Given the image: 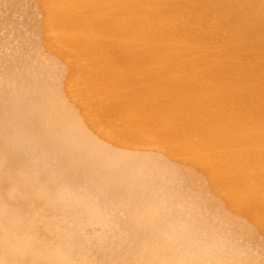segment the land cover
<instances>
[{"label":"bare ground","instance_id":"bare-ground-1","mask_svg":"<svg viewBox=\"0 0 264 264\" xmlns=\"http://www.w3.org/2000/svg\"><path fill=\"white\" fill-rule=\"evenodd\" d=\"M16 1H18V0H16ZM50 1L47 0V2L51 3L52 7H53V8L51 7V9H53V10H52V14H50L51 15V20H50L51 23H53L54 25H58L59 31L61 29V31L59 32L61 34L58 33L60 36L62 35L61 37L59 36L60 38L64 37L65 39L64 38L63 39L65 41L68 40L69 42H71V43L67 42V44L69 45V46H67L68 48H65L67 44H64L65 47L61 46V45H63L62 44L63 42L60 43L61 45L59 43H57V45L60 49H62V51H64L67 58L70 57L73 59V60H71V63H72V61H74L73 65L76 63L75 65H77V69H79V67H80V71L78 70L79 73H77L76 75L74 74V76L76 77V78H74V81L71 79L72 75H71V77L69 75V78L73 82H75V84H76L75 87H77V90H78L76 92H80L82 97L84 99L86 98V100L91 105V106H89V104L86 103L88 106V110L90 109V107H92L94 109V112H96L99 117L103 118L104 120L111 121V123L114 122L115 123L114 125H115L116 130H117V131L115 130L117 136L122 135V137H120V138L124 137V139L127 140L128 142H131V144H133V143L136 144L137 149H138V147H141L140 145H145V146H148L149 148L157 149L156 152H158V150H159V152H160V150L165 152L166 156L169 154V156L172 157L171 159H173L175 161L174 162L175 165L179 168L176 170L177 171L180 170L185 176H187L188 178L189 177L192 178L194 180V182H198L201 189H206V188H209V186L210 187L213 186L211 188H214L219 193V199L224 201V202L222 201V203L220 201L221 204H219V205H225V208H224V206H222L221 208L227 214L226 216H228L230 214V216L233 218L234 217L233 214H236V215L242 214L243 216L241 215V217H243L245 220L250 222V223H247L245 221L239 220L238 224L235 223L237 225V229H239V231H241L244 235L249 236V238H250V236L251 237L254 236V237L259 238L257 236V232L258 233H259V231H261L260 233L264 232V0H196V1L193 0L196 3H193L192 1L190 2L188 0L187 2L190 3L189 6H191L192 9L189 6L183 7L182 5H184L186 3V1H183V0H181L182 2H184V4L181 3L182 4L181 6L183 7L182 9H179L181 7V6H179L180 5L179 2H181V1L176 3V5L179 8H177L174 4L178 0H175V1L173 0V2H171L172 4H170L171 0L170 1L168 0L170 5L167 4L168 2L164 3V1H166V0H163V3L167 4V5H162L161 4L162 0H50ZM20 2L22 3V1H20ZM26 2L28 3L29 1H26ZM188 3H186V5ZM173 4L176 8V12H174L175 9L173 10V8H174ZM23 6H25V5H23ZM17 8H19V7H17ZM177 9H178V11L179 10L180 11L177 12ZM34 11H36V10L34 9ZM13 14L10 13V16L11 15L13 16ZM21 14H22V12H21ZM24 14H26V13H24ZM27 15L28 14H26V16ZM26 16H25V18H27V20H28L29 17H26ZM22 17H24V16H22ZM15 19H14V21H15ZM49 19H50V17H49ZM30 20H28V21H30ZM32 20H33V18H32ZM16 21H17V19H16ZM50 21H49V23H50ZM32 22H34V20ZM35 22L32 24H35ZM12 24H14V23H12ZM26 25H27V23H26ZM50 27L52 29L53 26L51 25ZM55 27H57V26H54V29H52L51 31L57 30L58 27L57 28H55ZM18 28H20V27H18ZM16 30H18V29H16ZM57 31H55V32H57ZM7 32H9V31H7ZM55 34H57V33H55ZM57 35H56V38H53L54 40L56 39V41H57V37H58ZM52 36H54V34ZM26 41H28V40H26ZM60 41H63V40L60 39L59 42ZM43 44H45V43H43ZM47 45H48V43H47ZM49 46H50V43H49ZM54 46H56V45H54ZM54 46H53V49L55 48ZM46 48H48V47H46ZM0 49H2V48H0ZM39 49H37V50H39ZM55 49H57V48H55ZM47 51H46V53L49 54L50 52L49 51L47 52ZM51 52H52V50H51ZM54 52H55V50H54ZM8 54H11V53H8ZM32 56H30V57H32ZM0 57H1V55H0ZM8 57H6V58H8ZM57 57H58V54H57ZM3 58H4V55H3ZM23 58H24V55H23ZM35 58H36V56H35ZM60 58H62V57H59V59ZM17 59H19V57H17ZM25 59H26V57H25ZM5 60L3 59L2 61H5ZM11 60L13 62V59H11ZM40 60L41 59H39V61ZM62 63H63V61H62ZM7 64H8V62H7ZM10 64H11V62H10ZM14 64H15V62H14ZM64 64L69 65L70 63L68 64V62H66V63L64 62ZM35 65H36V63H35ZM73 65H72V67H73ZM10 67H11V65L9 66V68ZM69 67H71V66H69ZM4 69H6V68H4ZM68 70H69V68H68ZM73 70H75V69L73 68ZM18 72L19 71H17V74H18ZM22 72H24V71H22ZM63 73H65V72H63ZM68 73H69V71H68ZM20 75L21 74H19L18 76H20ZM65 75H67V74H65ZM56 77L57 76H55V78ZM65 77H68V76H65ZM15 78H17V77H15ZM44 79H45V77H44ZM60 79H62V77ZM64 79H63V82H64ZM39 80H41V79H39ZM4 82H6V81H4ZM12 83H13V81H12ZM6 84H8V83H6ZM14 86L15 85H13V87ZM64 86H66V85L64 84ZM29 87H30V85H29ZM73 87L72 88L70 87L71 91L73 90ZM36 89H37V87H36ZM0 90H1V88H0ZM11 90L13 93L14 90L13 89H11ZM68 90L70 91L69 88H68ZM4 91H6V89ZM26 91H28V90H26ZM28 92H30V91H28ZM4 93H6V92H4ZM8 93H10L9 90H8ZM21 93H22V91H21ZM3 95H0V96H3ZM11 95H10V98H11ZM29 95H30V93H29ZM70 95H71V93H70ZM45 96H47V95H44V97ZM5 97L8 98V96H5ZM39 97H41V96H39ZM68 97H69V95H68ZM68 97H67V99H68ZM15 98H16V96H15ZM23 98L25 99V97H23ZM74 98H75V96H74ZM2 100H3V98H2ZM80 100H81V97H80ZM10 101L8 103H10ZM69 101H70V98H69ZM12 102H13V100H12ZM19 102L20 101L18 100V103ZM25 102H26V99H25ZM28 102H29V99H28ZM75 102H76V98L74 101H72V103H75ZM3 104H4V102H3ZM11 104H15V101H14V103H11ZM68 104H70V103H68ZM16 105H14V106H16ZM24 105H25V103H24ZM85 105L82 104V106H84V107H85ZM19 106H17V107H19ZM77 106H78V104H77ZM32 107H31V109H33ZM3 109H4V107H3ZM35 109L37 110V108H35ZM11 110H12V108H11ZM17 110L15 109V111H17ZM54 110H55V108H54ZM6 111H8V110H6ZM24 111H26L25 108H24ZM17 112L19 113V111H17ZM32 112H36V111H32ZM46 112L48 113L49 111H46ZM54 112H56V111H54ZM54 112H53V114H54ZM63 112H65V110ZM90 112L91 111L89 110V113ZM94 112H93V114L90 113L89 116L90 115L94 116ZM12 113H15V112H12ZM28 113H31V112H28ZM5 114H6V112H5ZM24 114H26V113L24 112ZM44 114H46V113H44ZM67 114H68V112H67ZM73 115H74V113H73ZM16 116H18V115H16ZM34 116H35V114H34ZM51 116H52V114H51ZM85 116H86V114H85ZM7 118H10V117H7ZM15 118H18V117H15ZM22 119H23V117H22ZM36 119H37V116H36ZM103 119H102V121H103ZM100 122H101V120H100ZM11 123H13V120ZM41 123H44V122H41ZM88 123H86V124H88ZM24 124H25V122H24ZM102 125L100 124L99 126L102 127ZM108 125H110V124H108ZM108 125H105V127ZM89 126L90 125H88V127ZM93 126L94 125H92L91 127H93ZM95 126H98V125H95ZM13 127H11V128H13ZM98 127H96V128L98 129ZM101 127H99L100 131L102 129ZM113 127L114 126H112V129H111L112 133H113V129L115 128V127L114 128ZM24 128L25 127H23L22 130H24ZM28 128L29 127H27L26 129H28ZM36 128H37V125H36ZM105 129H107V128H105ZM109 129L110 128L107 129V132L110 131ZM1 130H2V127L0 126V134H1L0 135V171H2L0 173V210H1L0 212L2 215L6 216L12 222V224H10L11 227H9V228L6 227L7 228L6 234L3 233V231H0V264H18L20 262H18V260H17L18 256L16 257L15 252H13L11 250H7L5 247L7 246V248H8V246L11 245L10 243L13 241L32 242L35 238L37 239V237L40 236V233H37L36 228H34L33 222L35 220H38L37 217L40 214L39 209L41 208V206L43 207L45 204L50 203V201L53 199V194H52L53 192L51 190L52 187L48 186V184H50V183H45L46 181L43 183L41 181L42 179L40 180L31 172L32 168L27 166L24 163L25 161L24 162L22 161V157H19V156L16 157L15 156V154L13 153L14 148L12 150V148H10L11 146L4 141V137L2 139L1 136H3V134H2ZM7 130H8V128H7ZM8 131H10V130H8ZM91 131H94V130H91ZM111 131H110V133H111ZM95 132H93V133H95ZM107 132L105 130L104 134ZM97 133L99 134L98 131H97ZM48 134H49V132H48ZM113 134H115V133H113ZM13 135H12V137H13ZM40 135L41 134H39V136ZM26 136H27V134H26ZM117 136H116V138H117ZM18 137H19V135H18ZM67 137H69V136H67ZM16 139H18V138H16ZM82 139H83V136H82ZM102 139H105V138H102ZM107 139H109V138H107ZM30 140H32V139H30ZM38 141H41V139L37 140V142ZM23 142H24V140H23ZM32 142H34V141H32ZM111 142L112 141H110L109 143H111ZM119 142H118V144H119ZM116 143H114V145ZM24 144H25V142H24ZM118 144H116V145L120 147V145H118ZM137 144H139V146H137ZM49 145H50V143H49ZM55 145H57V144H55ZM84 145H86V144H84ZM122 145H123V143H122ZM127 145H130V144H127ZM17 146H16V149L18 148ZM145 146H142V147H145ZM55 147H57V146H55ZM132 148L133 147L131 146L130 149H132ZM28 149H30V147H28ZM128 149L129 148H127L126 150H128ZM139 149H142V148H139ZM37 150H38V148H37ZM145 150L147 151V149H145ZM24 151H26V150H24ZM32 151H34V149ZM44 151H46V150L44 149ZM148 151L150 152L151 149L150 150L148 149ZM57 152L58 151H56V153ZM110 152H111V150H110ZM15 153H16V151H15ZM40 153L43 154V152H40ZM151 154H152V152H151ZM67 155H68V153H67ZM103 155H104V153H103ZM163 155H164V153H163ZM25 156H27V154ZM50 156L53 158L52 155H50ZM61 156H59V157H61ZM59 157H58V159H59ZM165 158L168 159L169 157L168 158L165 157ZM27 160H29V159H27ZM72 161H71V163H73ZM37 162H38V160H37ZM51 162H53V161H51ZM109 162H110V160H109ZM19 163H21L23 165L21 171L17 170V169L21 168V166H20L21 164L18 165ZM37 165H38V163H37ZM60 165H62V164H60ZM63 166H61V167H63ZM169 166L170 165H168V167ZM43 167L45 168V165ZM64 168H66V166ZM73 168H75V167H73ZM160 168H162V167H160ZM68 169H70V168H68ZM62 170H63V168H62ZM79 170H80V168H79ZM172 171H173V168H172ZM19 172L21 174H18ZM60 174L61 173H59V175ZM159 174H160V172H159ZM46 175H44V176H46ZM56 175H57V172H56ZM69 175L71 176V174H69ZM176 175H178V174H176ZM139 177H141V176H139ZM167 177H169V176H167ZM74 178L76 179L75 176H74ZM61 179H62V177H61ZM66 179H68V178H66ZM84 180H85V178H84ZM119 180H120V178H119ZM72 181H74V180H72ZM172 181L173 180H171V183H172ZM71 182H70V184H71ZM153 182H155V181L153 180ZM58 183H61V182L59 181ZM162 183H164V182H162ZM51 184H52V182H51ZM64 184L65 183H63V185ZM97 186H98V184H97ZM179 187H181V186L179 185ZM54 189H55V187H54ZM88 190H85V191H88ZM209 190H210V188H209ZM156 191H157V189H156ZM205 191H207V190H205ZM205 191H204V193H205ZM216 191L214 192V190H213L212 193L213 192L216 193ZM65 193H66V195H69L71 192L68 194H67V192H65ZM56 195H57V193H56ZM204 196H205V194H204ZM216 196L217 195H215V198H216ZM60 198H62V197H60ZM194 200H195V198H194ZM73 201L75 202L74 199H73ZM115 201H117V200L115 199ZM105 203H106V201H105ZM223 203H225V204H223ZM226 203L229 206H227ZM50 204H52V203H50ZM197 204H198V202H197ZM211 204L212 203L210 202V205ZM96 206L98 207V205H96ZM94 209H96V208H94ZM114 209H115V207H114ZM54 211H55V209H54ZM81 211H83V210H81ZM27 213H29V214H27ZM90 213H92V212H90ZM98 213L99 212H97V214ZM123 213L124 212H122V214ZM211 213H213V212H211ZM52 214H54V213H52ZM60 214H62V213H60ZM63 214H64V212H63ZM94 214H95V212H94ZM46 215H47V213H46ZM87 215H89V214L87 213ZM96 217H98V216H96ZM211 217H212V214H211ZM55 218H56V216H55ZM85 218H86V216H85ZM147 218H149V217H147ZM216 218H217V216H216ZM62 220H64V219L62 218ZM89 220H90V218H89ZM237 220L238 219H236V222H237ZM6 221H8V220H6ZM51 221H54V220H51ZM84 221L86 224V220H84ZM80 222H82V221H80ZM87 222H89V221H87ZM75 223L77 224V221ZM222 223H223V221H222ZM231 223H232V221H231ZM45 224H44V226H45ZM69 224L71 225V223H69ZM128 224H130V223H128ZM70 225L66 226V227H70ZM105 225H107V224H105ZM194 225H196V224H194ZM60 226H58V227H60ZM87 226H88V223H87ZM74 227H76V226H74ZM228 227H229V225H228ZM48 231H50V230L48 229ZM70 231H71V229H70ZM100 231L102 232V230H100ZM200 231H202V230H200ZM40 232H42V231H40ZM230 232H231V230H230ZM21 233L22 234L27 233L28 235H21L20 236ZM52 233H53V231H52ZM108 233H110V232H108ZM260 233H259V235H260ZM48 234H50V233H48ZM78 234H79V232H78ZM214 234H216V233H214ZM232 234H233V232H232ZM239 234H241V233H239ZM43 236H45V235H43ZM57 236H58V234H57ZM83 236L84 235H82V237ZM261 236H262V234H261ZM128 237H129V235H128ZM141 237H142V235H141ZM260 239L262 240V238H260ZM29 240H31V241H29ZM93 242H94V240H93ZM252 243H253V241H252ZM83 244H84V242H83ZM95 247H96V245H95ZM118 247H120V246H118ZM247 247H248V245H247ZM260 247L261 246H259V248ZM254 248H253V250H254ZM79 249H81V248H79ZM87 250H88V248H87ZM184 251H186V250H184ZM82 252H83V250H82ZM215 252H214V254H215ZM94 257L96 258V256H94ZM185 258L187 259V257H185ZM21 261L23 262L22 264H25L24 258H21Z\"/></svg>","mask_w":264,"mask_h":264},{"label":"rangeland","instance_id":"rangeland-1","mask_svg":"<svg viewBox=\"0 0 264 264\" xmlns=\"http://www.w3.org/2000/svg\"><path fill=\"white\" fill-rule=\"evenodd\" d=\"M15 1L16 0H0V23H1L0 24V48H2V49H0V55H1L0 64L2 63L0 65V67H1L0 68V71H1L0 72V77H1L0 78V80H1L0 81V88H1L0 95L4 94L3 96H0V107H1L0 108L1 109L0 110V118H1L0 119V126L2 127L1 131L3 134V136H1V137H2V139L4 137V141L11 146L10 148H12V150L14 148L13 153L15 154V156L16 157H18V156L22 157V161L23 162L25 161L24 163L27 166L32 168L31 172L37 178H39L40 180L42 179L41 181L43 183L45 181H46L45 183H50V184H48V186L52 187L51 190L53 192L52 193L53 199L51 200L52 202L50 201V203H52V204L48 203L49 205L45 204L43 207L41 206V208L39 209L40 214L37 217L38 220H35L33 222L34 228H36L37 233H40V236H38L37 239L35 238L32 242L13 241L10 243L11 245H9L8 248H7V246L5 247L7 250H11V251L15 252L16 257L18 256L17 260H18V262H20L18 264L23 263L21 261V258H24L25 264H72V263L73 264H116V263L117 264H257V263L258 264L259 263L264 264V245H263L264 244V238H263L264 232L260 233L261 231H259L260 235L257 232V236L259 238L254 237V236H252V237L250 236V238H249V236L244 235L241 231H239V229H237V225H236L239 223L238 222L239 220L245 221L247 223H250V222L245 220L243 217H241L242 214L241 215L233 214V216L236 219H238L237 222H236V219L234 217H233L234 218L233 219L229 213H228L229 215L226 216L227 214L221 208L222 206H224V208H225V205H219L222 203L223 200L219 199V193L214 188H211L213 186H211V187L209 186L210 190H209V188L201 189L198 182H194V180L192 178H190V177L188 178L180 170H178L180 173L176 170L179 168L175 165V163H174L175 161L173 159H171L172 157L169 156V154L166 156L165 152H163L161 150H160V152H159V150H158V152H156L157 149L149 148L148 146H145V145H140L141 147H138V149H137L136 144H134V143L131 144V142H128L127 140H125L124 137L120 138V137H122V135L117 136V134H116L117 130H116V127L114 125L115 123L112 122L113 123L112 124L111 121L104 120L103 118L99 117L97 115V113L94 112V109L92 107H90L89 110L91 111L90 112L91 114H93V112H94V116H92V115L89 116L90 113L88 110V106L86 104V103L89 104V102L86 100V98L84 99L82 97L80 92H76L78 90H77V87H75L76 86L75 82H73L74 78H76L74 76V74L76 75L77 73H79L78 70L80 71V67H79V69H77V65H75L76 63L74 65H73L74 61H72V63H71V60H73V59L70 57L67 58L64 51H62V49H60L57 45V43L60 44L63 42L62 43L63 45H61V44L60 45L65 47L64 44H67V42L68 43H71V42H69L68 40L65 41L64 37L60 38L62 36V35L61 36L59 35V34H61V33H59L61 31V29L59 31L58 25H54L53 23H51V21H50L51 15L50 14H52V10H53V9H51L52 4L47 2V0H26V1H29L32 5L29 2L27 3L25 0H18L16 2ZM20 1H22V3ZM48 1H50V0H48ZM169 1L166 0V1H164V3L168 2L167 4H169ZM179 1H181V0H178L177 2L174 3L177 8H179V7L176 5V3H178ZM183 1H186V3H188L187 2L188 0H183ZM189 1L196 3L193 0H189ZM171 2H173V0L170 1V4H172ZM164 3L162 0L161 4L167 5ZM181 3L184 4V2L181 1V2H179L180 5L179 4L178 5L181 6L182 5ZM186 3L182 6L187 7L190 5V3H188L186 5ZM174 4H173V6H174ZM23 5H25V6H23ZM175 6L173 8V10L175 9L174 12H176ZM182 6L179 9H182L183 8ZM17 7H19V8H17ZM189 7H191V6H189ZM34 9L36 11H34ZM191 9H192V7H191ZM179 11L177 9V12H179ZM21 12H22V14H21ZM10 13L11 14L14 13L13 14L14 17L12 15L10 16ZM24 13H26L28 15L26 16V14H24ZM20 14L24 17H22ZM25 16L29 17L28 20H30V19L31 20L28 21L27 18H25ZM31 17L33 18L34 22L37 20L35 22V24H32L34 22H32L33 20ZM49 17H50V19H49ZM15 18L17 19V21ZM14 19H15V21H14ZM49 21H50V23H49ZM12 23H14V24H12ZM26 23H27V25H26ZM51 25L53 26L52 29H54V26H57L58 28L57 27H55V28H57L58 31L57 30L51 31L52 30L50 27ZM18 27H20V28H18ZM16 29H18V30H16ZM7 31H9V32H7ZM55 31H57V32H55ZM55 33H57V34L59 33V34L57 35ZM53 34H54V36H52ZM56 35L58 36L57 41H56V39L55 40L53 39V38H56ZM60 39H62L63 41L59 42ZM26 40H28V41H26ZM43 43H45V44H43ZM47 43H48V45H47ZM49 43H50V46H49ZM54 45H56V46H54ZM53 46L57 49H55V48L53 49ZM67 46H69V45L67 44L65 48H68ZM46 47H48V48H46ZM49 48L52 50V52ZM37 49H39V50H37ZM47 50L48 51L50 50L49 54L46 53ZM54 50H55V52H54ZM8 53H11V54H8ZM2 54L4 55V58H3ZM57 54H58V57H57ZM23 55H24V58H23ZM30 56H32V57H30ZM35 56H36V58H35ZM6 57H8V58H6ZM17 57H19V59H17ZM25 57H26V59H25ZM59 57H62V58L59 59ZM38 58L41 60L39 61ZM3 59L4 60L6 59L7 61L6 60H5L6 62L2 61ZM11 59H13V62ZM62 61H63V63H62ZM7 62H8V64H7ZM10 62H11V64H10ZM14 62H15V64H14ZM64 62L65 63L68 62V64L69 63L70 64L66 65V64H64ZM35 63H36V65H35ZM16 64L17 65L19 64V65L17 66ZM10 65L12 68L11 67L9 68ZM72 65H73V67H72ZM69 66H71V67H69ZM4 68H6V69H4ZM68 68H69V70H68ZM73 68L76 71L73 70ZM17 71H19L18 74H17ZM22 71H24V72H22ZM62 71L65 73H63ZM68 71H69V73H68ZM19 74H21V75L18 76ZM65 74H67V75H65ZM69 75H70V77L72 75L71 79L73 81L69 78ZM55 76H57V77L55 78ZM60 76L62 77V79H60L61 78ZM65 76H68V77H65ZM15 77H17V78H15ZM44 77H45V79H44ZM39 79H41V80L43 79V80L41 81ZM63 79H64V82H63ZM4 81H6V82H4ZM12 81H13V83H12ZM6 83H8V84H6ZM63 83L66 86H64ZM13 85H15L14 86L15 88L13 87ZM29 85H30V87H29ZM34 85L37 87V89ZM70 87L71 88L73 87L72 91H71ZM68 88L70 89V91L68 90ZM5 89H6V91H4ZM11 89L14 90L13 93H12ZM8 90L12 95L10 93H8ZM26 90H28L30 92H28ZM21 91H22V93H21ZM4 92H6V93H4ZM29 93H30V95H29ZM70 93H71V95H70ZM10 95H11V98H10ZM44 95H47L48 97L47 96L44 97ZM68 95H69V97H68ZM5 96H8V98ZM15 96H16V98H15ZM39 96H41V97H39ZM74 96L76 98V102L72 103V101L75 100ZM23 97H25L26 102H25V99ZM67 97H68V99H67ZM80 97H81V100H80ZM2 98H3V100H2ZM69 98H70L71 102L69 101ZM28 99H29V102H28ZM12 100H13V102H12ZM18 100L21 103L20 102L18 103ZM9 101H10V103H8ZM14 101H15V104H11V103H14ZM3 102H4V104H3ZM23 102L25 103V105ZM68 103H70V104H68ZM77 104H78V106H77ZM82 104L83 105L86 104L85 107L82 106ZM14 105H16V106H14ZM17 106H19V107H17ZM30 106L31 107L33 106L32 108L34 110L31 109ZM89 106H91V105L89 104ZM3 107H4V109H3ZM11 108H12V110H11ZM14 108L16 110L18 109L17 111H19V113L17 111H15ZM24 108L26 111H24ZM35 108H37V110L39 112ZM54 108H55V110H54ZM5 109L8 111H6ZM64 110H65V112H63ZM32 111H36V112H32ZM46 111H49V112L47 113ZM54 111H56V112H54ZM5 112L7 115L5 114ZM12 112H15V113H12ZM24 112L26 114H24ZM28 112H31V113H28ZM53 112H54V114H53ZM67 112H68V114H67ZM44 113H46V114H44ZM73 113H74V115H73ZM34 114H35V116H34ZM51 114H52V116H51ZM85 114L87 117L85 116ZM16 115H18V116H16ZM36 116H37V119H36ZM7 117H10V118H7ZM15 117H18V118H15ZM22 117H23V119H22ZM102 119H103V121H102ZM12 120H13V123H11ZM100 120H101V122H100ZM23 121L25 122V124ZM41 122H44V123H41ZM86 123H88V124H86ZM100 124L101 125L103 124L104 126L102 125V127H101V126H99ZM108 124H110V125H108ZM36 125H37V128H36ZM88 125H90L89 126L90 128L88 127ZM92 125H94V126L91 127ZM95 125H98L99 127H101L102 128L101 131H100V128L98 126H95ZM105 125H108L109 127L108 126L105 127ZM112 126L115 127V128L113 127L114 128L113 133H115L116 135L113 134L111 131ZM11 127H13V128H11ZM23 127H25L24 128L25 131L22 130ZM27 127H29V128L26 129ZM96 127H98V129ZM7 128L10 131H8ZM105 128H107V129L110 128L109 130L111 131L112 134L110 133V131L107 132V129H105ZM91 130H94V131H91ZM105 130L107 133L104 134ZM97 131L99 132V134L97 133ZM48 132H49V134H48ZM93 132H95V133H93ZM26 134H27V136H26ZM39 134H41V135L39 136ZM12 135L14 138L12 137ZM18 135H19V137H18ZM67 136H69V137H67ZM82 136H83V139H82ZM116 136H117V138H116ZM16 138H18V139H16ZM102 138H105V139H102ZM107 138H109V139H107ZM30 139H32V140H30ZM39 139H41V141L37 142V140H39ZM23 140H24L25 144H24ZM107 140L109 142L110 141H112V142L109 143ZM32 141H34V142H32ZM118 142H119V144H118ZM49 143H50V145H49ZM114 143L120 145L121 148L119 146H117L116 144L114 145ZM122 143H123V145H122ZM126 143L130 144V145H127ZM14 144L16 146L18 145L17 149H16V146ZM55 144H57V145H55ZM84 144H86V145H84ZM55 146H57V147H55ZM131 146L133 147L132 149H130ZM137 146H139V144H137ZM142 146H145V147H142ZM28 147H30V149H28ZM37 148H38V150H37ZM127 148H129V149L126 150ZM139 148H142V149H139ZM33 149L35 152L32 151ZM44 149L46 151H44ZM145 149H147V151ZM148 149L149 150L151 149V151L149 152ZM24 150H26V151H24ZM55 150L58 152L56 153ZM110 150H111V152H110ZM15 151H16V153H15ZM40 152H43V154ZM151 152H152V154H151ZM67 153H68V155H67ZM103 153H104V155H103ZM163 153H164V155H163ZM26 154L28 157L25 156ZM50 155H52L55 160ZM59 156H61V157H59ZM58 157H59V159H58ZM165 157H167V158L169 157L170 159L168 158L169 159L168 160ZM27 159H29L30 161ZM37 160H38V162H37ZM109 160H110V162H109ZM51 161H53V162H51ZM71 161L73 163H71ZM37 163H38V165H37ZM20 164L21 163H19L18 165H20ZM60 164H62V165H60ZM44 165H45V168L43 167ZM168 165H170V166L168 167ZM20 166H21V168L17 169L18 171L19 170L21 171V169L23 167L22 164ZM61 166H63V167H61ZM65 166H66V168H64ZM72 166L75 168H73ZM160 167H162V168H160ZM62 168H63V170H62ZM68 168H70V169H68ZM79 168H80V170H79ZM172 168H173V171H172ZM1 172L2 171H0V173ZM56 172H57V175H56ZM159 172H160V174H159ZM59 173H61L62 175L61 174L59 175ZM18 174H21V173L19 172ZM69 174H71V176ZM176 174H178V175H176ZM44 175H46V176H44ZM73 175L76 177V179L74 178ZM139 176H141V177H139ZM167 176H169V177H167ZM61 177H62V179H61ZM66 178H68V179H66ZM84 178H85V180H84ZM119 178H120V180H119ZM170 179L173 180L172 183H171ZM72 180H74V181H72ZM153 180L155 182H153ZM59 181L61 183H58ZM51 182H52V184H51ZM70 182H71V184H70ZM162 182H164V183H162ZM63 183H65L67 186L65 184L63 185ZM97 184H98V186H97ZM179 185L181 187H179ZM54 187H55V189H54ZM84 189L88 190V191H85ZM156 189H157V191H156ZM205 190H207V191H205ZM213 190H214V192L216 191V193H214V192L212 193ZM204 191H205V193H204ZM65 192H67V194L70 192L71 193L69 195H66ZM56 193L58 196L56 195ZM204 194H205V196H204ZM215 195H217L218 197L216 196V198H215ZM59 196L62 198H60ZM87 197L88 198L90 197V198L88 199ZM194 198H195V200H194ZM73 199L75 200L76 203L73 201ZM115 199L117 201H115ZM105 201H106V203H105ZM220 201H221V203H220ZM197 202H198V204H197ZM210 202L212 203L211 205H210ZM223 204H225V203H223ZM94 205L95 206L98 205L99 208L97 206L95 207ZM226 205L229 206L227 203H226ZM114 207L116 210L114 209ZM94 208H96V209H94ZM54 209H55V211H54ZM81 210H83V211H81ZM92 210L95 212L96 215L94 214V212ZM62 211L64 212V214ZM90 212H92V213H90ZM97 212H99V213L97 214ZM122 212H124V213L122 214ZM211 212H213V213H211ZM46 213H47V215H46ZM52 213H54V214H52ZM60 213H62V214H60ZM87 213L90 216L87 215ZM27 214H29V213H27ZM211 214H212V217H211ZM0 216H1L0 217V226H1L0 231H3V233L6 234L7 228L11 227L10 224H12V222L6 216L2 215L1 212H0ZM55 216H56V218H55ZM85 216H86V218H85ZM96 216H98V217H96ZM216 216L218 219L216 218ZM147 217H149V218H147ZM62 218L64 220H62ZM89 218H90V220H89ZM6 220H8V221H6ZM51 220H54V221H51ZM84 220H86V224H85ZM57 221L58 222L60 221V222L58 223ZM76 221H77V224L75 223ZM80 221H82V222H80ZM87 221H89V222H87ZM222 221H223V223H222ZM231 221H232V223H231ZM69 223H71V225ZM87 223H88V226H87ZM128 223H130V224H128ZM44 224H45V226H44ZM68 224L70 225V227H66V226H69ZM105 224H107V225H105ZM194 224H196V225H194ZM57 225L58 226L61 225L62 227L61 226L58 227ZM228 225L230 228L228 227ZM74 226H76V227H74ZM48 229L50 231H48ZM70 229H71V231H70ZM100 230H102V232ZM200 230H202V231H200ZM230 230H231V232H230ZM40 231H42V232H40ZM52 231H53V233H52ZM78 232H79V234H78ZM108 232H110V233H108ZM232 232H233V234H232ZM238 232L241 234H239ZM48 233H50V234H48ZM214 233H216V234H214ZM57 234H58V236H57ZM261 234L263 237L261 236ZM21 235H28V234L27 233H23V234L21 233L20 236ZM43 235H45V236H43ZM82 235H84V236L82 237ZM128 235H129V237H128ZM141 235H142V237H141ZM260 238H262V240ZM93 240H94V242H93ZM29 241H31V240H29ZM252 241H253V243H252ZM83 242H84V244H83ZM95 245H96V247H95ZM247 245H248V247H247ZM258 245L261 247L259 248ZM118 246H120V247H118ZM79 248H81V249H79ZM87 248H88V250H87ZM253 248H254V250H253ZM183 249L186 251H184ZM82 250H83V252H82ZM214 252H215V254H214ZM94 256H96V258ZM185 257H187V259ZM79 259L80 260L82 259V260L80 261Z\"/></svg>","mask_w":264,"mask_h":264}]
</instances>
